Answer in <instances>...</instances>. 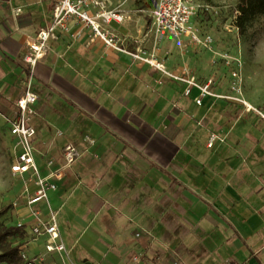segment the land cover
Masks as SVG:
<instances>
[{"label":"crops","instance_id":"0c3cea01","mask_svg":"<svg viewBox=\"0 0 264 264\" xmlns=\"http://www.w3.org/2000/svg\"><path fill=\"white\" fill-rule=\"evenodd\" d=\"M57 1L0 0V111L15 113L31 81L42 174L49 158L59 167L67 145L81 152L50 195L76 259L264 264L263 120L214 96L199 106L200 91L186 96L187 84L175 78L214 77L171 61L161 62L164 73L133 57H144L137 42L151 26L145 0L110 2L129 17L109 25L127 52L72 22L31 73L27 43L52 22ZM214 79L212 91L224 95ZM212 135L219 139L209 147Z\"/></svg>","mask_w":264,"mask_h":264},{"label":"built area","instance_id":"2783aa9c","mask_svg":"<svg viewBox=\"0 0 264 264\" xmlns=\"http://www.w3.org/2000/svg\"><path fill=\"white\" fill-rule=\"evenodd\" d=\"M122 1L133 3L138 0ZM110 2L111 0H58L54 6L52 22L27 43L28 52L23 60L30 66L31 73L48 51L49 41L57 39L58 31H70L72 22L82 29H90L93 37H100L107 47L127 52L122 49L120 38L109 29V25L114 22L124 25L129 17L116 9H111ZM147 2L152 6L141 12H147L150 24L159 37L201 42L193 26L197 9L192 0H147ZM19 12L20 10L17 11ZM81 33L79 31L76 36H80ZM133 57L148 62L166 73L164 66L154 59L141 57L138 54H133ZM175 78L187 84L186 96L191 94L192 88L200 91L196 99V104L199 106L203 105L206 97L214 96L241 104L247 112H254L264 122V110L253 107L238 97L215 94L212 91L214 78H208L204 82L195 78ZM26 88L25 94L16 103L15 113L6 115L0 111V119L5 120L9 133L15 140L12 174L23 183L20 200L14 203V206L22 211L18 221L13 225L22 234V239L17 243L19 253L23 264H78L72 258V248L62 239L59 213L52 209L50 195L58 189L56 181L61 180L66 171L81 158V152L73 145H67L62 151V162L59 167L56 168L57 161L54 158H49L46 161L49 174H42L35 156L34 141L37 130L31 124V119L36 114L35 104L38 95L32 92L31 81L27 83ZM218 139L217 136L212 135L208 146L212 147ZM89 142L93 143L91 140ZM45 206L47 211L43 208Z\"/></svg>","mask_w":264,"mask_h":264},{"label":"rangeland","instance_id":"374dc122","mask_svg":"<svg viewBox=\"0 0 264 264\" xmlns=\"http://www.w3.org/2000/svg\"><path fill=\"white\" fill-rule=\"evenodd\" d=\"M192 1L197 9L193 26L201 42L162 38L149 25L144 39L137 42L139 54L162 64L171 61L175 67L184 66L188 74L194 69L201 78L214 77L220 93L264 110V14L254 16L242 34L235 24L239 0ZM14 151L7 124L0 120V211H6L0 218L2 232L10 230L22 213L14 206L23 188L11 170ZM10 240L17 245V239ZM76 250L71 249L72 258L85 264L76 259Z\"/></svg>","mask_w":264,"mask_h":264},{"label":"trees","instance_id":"16d2710c","mask_svg":"<svg viewBox=\"0 0 264 264\" xmlns=\"http://www.w3.org/2000/svg\"><path fill=\"white\" fill-rule=\"evenodd\" d=\"M151 6V4L148 5V7ZM258 14H264V0H239L235 19L238 30L243 34L250 20ZM5 213L6 211H0V218ZM10 238L20 241L22 234L14 226L6 232L0 231V264H23L19 247L14 245Z\"/></svg>","mask_w":264,"mask_h":264}]
</instances>
